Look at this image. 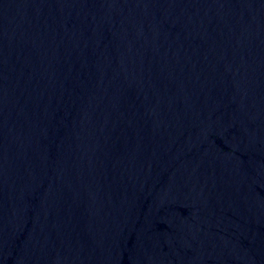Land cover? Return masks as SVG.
Returning a JSON list of instances; mask_svg holds the SVG:
<instances>
[{
  "label": "water",
  "instance_id": "obj_1",
  "mask_svg": "<svg viewBox=\"0 0 264 264\" xmlns=\"http://www.w3.org/2000/svg\"><path fill=\"white\" fill-rule=\"evenodd\" d=\"M0 264H264V0H0Z\"/></svg>",
  "mask_w": 264,
  "mask_h": 264
}]
</instances>
